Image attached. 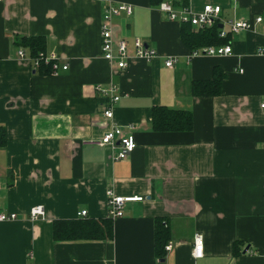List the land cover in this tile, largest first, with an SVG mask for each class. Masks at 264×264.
Masks as SVG:
<instances>
[{"label": "crops", "instance_id": "crops-1", "mask_svg": "<svg viewBox=\"0 0 264 264\" xmlns=\"http://www.w3.org/2000/svg\"><path fill=\"white\" fill-rule=\"evenodd\" d=\"M113 1L132 6L131 15L111 20L113 41L126 43L124 69L100 54L99 0L0 1V214H15L0 221V264H264V0L162 1L174 9L217 4L223 29L260 16L252 29L227 33L232 53L223 56H190L181 22L168 19L162 2ZM15 36H43L56 69L41 73ZM136 37L156 56L135 57ZM215 68L223 73L220 93L193 96L192 82L209 80ZM110 83L119 99L107 121L95 86ZM158 105L190 111L191 129L154 130ZM128 124L135 147L125 159L116 160L114 148L82 144ZM107 189L143 197L111 219V239H53L55 220L77 219L80 210L86 219L107 217ZM37 204L45 215L31 219ZM157 218L172 244L162 257ZM196 232L200 257L192 254Z\"/></svg>", "mask_w": 264, "mask_h": 264}, {"label": "built area", "instance_id": "built-area-1", "mask_svg": "<svg viewBox=\"0 0 264 264\" xmlns=\"http://www.w3.org/2000/svg\"><path fill=\"white\" fill-rule=\"evenodd\" d=\"M1 1V0H0ZM102 3V15L99 25L100 36V54L103 59L116 63L118 69H124L129 60V56L126 51V43L124 40L113 41L112 38V24L111 20L114 16L124 14L129 16L132 13V6L126 3H116L113 0H99ZM160 9L164 10L168 14V19L176 20L181 23H188L192 27L198 30L209 28L220 20L221 7L217 4H204L199 10H193L187 6H181L178 9H174L170 2H162ZM262 18L255 16L251 19L238 18L226 22L227 28H220L218 36L226 37L227 33H239L240 31H247L252 29L255 25L261 24ZM261 33L264 35V26L261 27ZM133 45L135 48L134 56L144 60H150L156 56V51L152 48H148L139 38H134ZM20 57L23 56L22 50L19 48L17 51ZM232 53V47L230 44L224 45H209L200 48H196L191 51L190 56H223L230 55ZM258 53L264 54V49L258 50ZM42 58L44 62L51 61V70H55L56 62L48 59L44 53H41L38 58L33 59L34 65H38L39 59ZM175 60L172 57H168L164 61L166 67L173 66ZM63 66L62 69H65ZM95 89L98 94L104 98L106 107L103 111L105 120L110 121L113 118L112 105L119 99V93L117 86L110 83L103 87L96 85ZM261 109H264V100L259 104ZM127 130H124L119 125H112L100 136H91L82 139L83 145L110 147L116 150L115 159L122 160L128 157L135 147L134 137L131 129L133 126L128 124ZM107 198V217L114 219L123 215L124 206L128 202L142 201L143 197L139 195H118L113 190H106ZM45 209L41 204L34 205L29 210V217L36 219L38 217H44ZM86 210H80L77 212V217H85ZM14 213H1L0 221L14 219ZM172 247L171 243H167L164 246L165 251H169ZM203 237L200 233L193 234V250L194 257H200L202 255Z\"/></svg>", "mask_w": 264, "mask_h": 264}, {"label": "trees", "instance_id": "trees-1", "mask_svg": "<svg viewBox=\"0 0 264 264\" xmlns=\"http://www.w3.org/2000/svg\"><path fill=\"white\" fill-rule=\"evenodd\" d=\"M152 5H159L163 0H150ZM175 1V0H174ZM182 4L186 0H180ZM191 27L188 23H181V39L184 44L191 50L209 46L224 45L228 43V34L226 37H219V24L215 23L209 28L200 29L197 32L189 30ZM14 44L16 47H24L29 51L33 59L38 58L41 53L45 52L46 41L43 36H15ZM51 61L44 62L39 59L38 70L41 73L51 72ZM222 72L216 68L213 70V76L209 80H194L191 84L193 96H216L220 93ZM152 128L156 131H188L192 127V116L190 111L181 109H172L163 105L152 108ZM4 131L0 127V144L3 142ZM53 239L63 240H96L111 239L112 237V220L109 217L100 220L86 219L79 217L77 219L55 220L52 223ZM169 239V227L161 218L155 221L154 247L157 257H162L164 246Z\"/></svg>", "mask_w": 264, "mask_h": 264}]
</instances>
